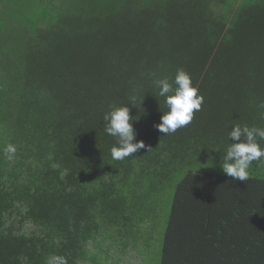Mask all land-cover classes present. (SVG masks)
Masks as SVG:
<instances>
[{
	"label": "trees",
	"instance_id": "trees-1",
	"mask_svg": "<svg viewBox=\"0 0 264 264\" xmlns=\"http://www.w3.org/2000/svg\"><path fill=\"white\" fill-rule=\"evenodd\" d=\"M180 68L204 102L164 134L153 80ZM126 104L152 150L113 160ZM235 124L264 128V0H0V264H155L163 213L160 264H264V163L221 167Z\"/></svg>",
	"mask_w": 264,
	"mask_h": 264
},
{
	"label": "clouds",
	"instance_id": "clouds-1",
	"mask_svg": "<svg viewBox=\"0 0 264 264\" xmlns=\"http://www.w3.org/2000/svg\"><path fill=\"white\" fill-rule=\"evenodd\" d=\"M153 83L158 89V96L164 97L167 112H163L161 122L154 127L161 133L173 134L178 129L189 125L194 113L201 110L204 96L199 94L198 87L194 86L191 75L183 68L177 70L174 80L168 77L154 79ZM136 105L135 98L131 102ZM126 105L112 106L104 115L105 131L116 138V144L111 148L113 160H124L132 157L141 149L151 151L144 141L136 142L137 132L133 127L136 120ZM230 143L222 157L221 167L225 174L239 181H247L250 167L254 161L264 163V147L258 142L264 140V128L249 127L247 124H235L229 132ZM17 148L8 143L3 149L5 159L12 160ZM50 264H67L64 257H55Z\"/></svg>",
	"mask_w": 264,
	"mask_h": 264
},
{
	"label": "rangeland",
	"instance_id": "rangeland-1",
	"mask_svg": "<svg viewBox=\"0 0 264 264\" xmlns=\"http://www.w3.org/2000/svg\"><path fill=\"white\" fill-rule=\"evenodd\" d=\"M168 213H163L159 219V227L156 229H150L146 234V239H148L149 247L147 249L148 253L146 254L147 260L151 263L160 264L161 255H162V241H163V224L167 220ZM144 240V244L140 249L146 251L147 240ZM122 264H125L124 262Z\"/></svg>",
	"mask_w": 264,
	"mask_h": 264
}]
</instances>
